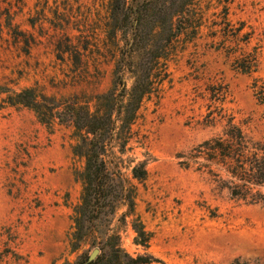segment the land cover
I'll use <instances>...</instances> for the list:
<instances>
[{
	"label": "rangeland",
	"instance_id": "rangeland-1",
	"mask_svg": "<svg viewBox=\"0 0 264 264\" xmlns=\"http://www.w3.org/2000/svg\"><path fill=\"white\" fill-rule=\"evenodd\" d=\"M171 1L187 3L173 18L176 35L158 39L151 91L128 127L116 121L107 147L109 170L134 197L131 212L118 203L110 233L130 255L159 259L149 264H264V185L232 195L225 167L240 163L196 150L232 135L237 152L264 154V0ZM109 3L0 0V87L90 107L113 83L116 95L121 82L128 91L133 78L115 75V61L134 65L143 55L129 54L130 18L124 35L109 36ZM76 142L68 123L0 109V264H64L98 248L89 238L69 247L84 168ZM140 163L144 179L132 175ZM135 222L149 233L146 248L135 243Z\"/></svg>",
	"mask_w": 264,
	"mask_h": 264
},
{
	"label": "trees",
	"instance_id": "trees-1",
	"mask_svg": "<svg viewBox=\"0 0 264 264\" xmlns=\"http://www.w3.org/2000/svg\"><path fill=\"white\" fill-rule=\"evenodd\" d=\"M167 0H110L108 34L115 38L119 32L124 35L126 21L130 18V39L127 42L129 54L142 52L141 61L126 66L124 59L115 61L113 73L122 78L128 72L133 83L128 91L121 82V92L116 95L117 84L106 92L94 96L95 103L90 107L88 102L79 103L70 98H57L46 95L37 88L27 87L18 91L0 87V109L6 106H24L31 109L37 119L52 125L55 120L59 124L68 123L77 138L73 146V154L83 158L84 168L80 173L82 194L79 203L73 208V227L69 237L71 251H76L82 242L89 238L91 244L98 247L99 253L89 261L88 254H80L73 262L64 264H149L159 262L151 255L132 256L119 244L117 234L110 233V217L115 213L119 202L124 201L128 211L133 210V195L124 191L118 174L109 170L105 159L107 147L117 135L115 123L121 128L128 127L135 119L142 99L152 88V72L157 59L160 58L158 39L164 37L169 41L176 35L173 18L186 2L174 8V1L166 6ZM174 8V9H173ZM163 40V39H162ZM148 56V57H147ZM127 96L125 102L119 97ZM118 96V97H117ZM231 129L241 136L235 125ZM126 145L125 140L119 144ZM207 149L212 157H219L227 165L240 163L238 167H225V171L233 179L228 188L232 195H240L251 191L252 186L264 185V154L247 149L237 152L232 135L222 139L213 137L197 145L196 150ZM132 175L144 179L146 170L143 163L132 167ZM135 243L148 246L149 233L140 222L133 223Z\"/></svg>",
	"mask_w": 264,
	"mask_h": 264
},
{
	"label": "water",
	"instance_id": "water-1",
	"mask_svg": "<svg viewBox=\"0 0 264 264\" xmlns=\"http://www.w3.org/2000/svg\"><path fill=\"white\" fill-rule=\"evenodd\" d=\"M98 253H99V249L98 248H94L91 251V253L89 254L88 260L89 261L94 260Z\"/></svg>",
	"mask_w": 264,
	"mask_h": 264
}]
</instances>
